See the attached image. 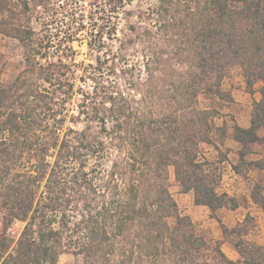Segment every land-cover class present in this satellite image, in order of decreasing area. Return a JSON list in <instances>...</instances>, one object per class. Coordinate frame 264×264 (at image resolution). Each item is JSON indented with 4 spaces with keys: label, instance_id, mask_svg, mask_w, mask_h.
Here are the masks:
<instances>
[{
    "label": "trees",
    "instance_id": "16d2710c",
    "mask_svg": "<svg viewBox=\"0 0 264 264\" xmlns=\"http://www.w3.org/2000/svg\"><path fill=\"white\" fill-rule=\"evenodd\" d=\"M72 1L0 0V33L19 40L25 59L11 82L0 78V264H57L64 252L82 257L73 264H165L171 256L196 264L188 256L207 240L180 214L170 168L214 217L239 206L206 174L200 144L213 143V110L197 105L201 94L231 100L222 82L239 65L249 92L263 83L250 125H234L240 157L264 142V0H93L91 18L112 22L106 36L120 41L111 70L124 83L81 91L77 115L67 107L72 64L67 55L52 59L34 26L41 8ZM130 52L141 55L134 64L126 63ZM192 109L183 123L180 114ZM251 163L264 169V157ZM257 189L252 198L264 209ZM16 220L24 226L14 238L7 231ZM234 247L236 261L218 249L228 264H264V244L239 238Z\"/></svg>",
    "mask_w": 264,
    "mask_h": 264
},
{
    "label": "rangeland",
    "instance_id": "374dc122",
    "mask_svg": "<svg viewBox=\"0 0 264 264\" xmlns=\"http://www.w3.org/2000/svg\"><path fill=\"white\" fill-rule=\"evenodd\" d=\"M92 1L76 0L67 5L64 2H56L58 11L51 12L41 8L34 19V26L39 32L44 33L46 43L50 41L47 48L50 57L58 59L60 55H67L65 61L72 64V69L76 73L73 79L76 93L74 90V96L67 104L70 115H77L76 107L82 99L81 91L99 90L101 93L104 90L103 85H109L117 80L124 83L122 74L111 70L112 56L118 51L120 43L118 39L110 40L106 36L113 23L98 18V15L94 16V19L91 18L90 15H95ZM152 1L144 0L141 4L146 7ZM112 21L118 22L116 18ZM43 23L48 24L45 31L42 28ZM122 25L124 24L121 21L117 26L118 29ZM107 55L111 57L108 63L98 65L96 58L100 56L104 61ZM140 56L132 53L127 57L126 63L134 64ZM114 57H118L117 54ZM119 62L122 63L121 60ZM117 65L120 68L119 63ZM24 66V49L19 40L0 33L1 80L11 82ZM262 85V82H258L254 92H249L241 67L234 64L230 66L222 82L223 89L231 93L232 99L225 100L212 94H201L197 105L198 109L213 110L209 117L213 143L200 144V159L205 161L206 174L217 191L227 193L234 198L239 203L237 208L224 206L215 213L214 217L207 206L195 203L193 191L182 190L180 183L175 179L173 167L170 168V190L178 203L180 214L188 215L196 232L207 240V247L188 256L196 264H228L226 258L238 260L240 256L234 247V241L239 238L264 244V209L252 198L256 185L259 187L257 191H261L264 197V169L251 163L264 157V142L252 144L249 148L251 152L242 159L239 154L242 144L234 137V125L239 124L243 127L250 125L254 94L258 91L257 97L261 98ZM135 92L138 95V91ZM180 115L183 123H186L195 116V113L192 109ZM69 126L74 125L67 121L65 127ZM76 126L80 128L82 124ZM258 133L264 137V126L258 129ZM234 165L238 166V170L234 169ZM247 216L249 218L246 225L241 226L240 223ZM169 221L174 224L176 219L172 217ZM23 226V221L16 220L7 234L17 238ZM2 231L0 212V235ZM219 248L226 258H222L218 252ZM76 261L81 262L82 257L64 252L60 255L57 264H73ZM165 264H183V261L178 256H171Z\"/></svg>",
    "mask_w": 264,
    "mask_h": 264
},
{
    "label": "crops",
    "instance_id": "0c3cea01",
    "mask_svg": "<svg viewBox=\"0 0 264 264\" xmlns=\"http://www.w3.org/2000/svg\"><path fill=\"white\" fill-rule=\"evenodd\" d=\"M259 92L257 91V92H255V99H257V100H259L260 99V97H257V94H258Z\"/></svg>",
    "mask_w": 264,
    "mask_h": 264
}]
</instances>
